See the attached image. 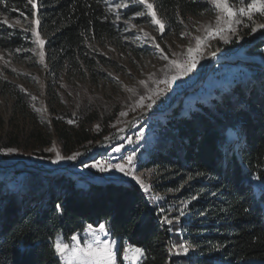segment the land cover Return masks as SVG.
Listing matches in <instances>:
<instances>
[{"label": "trees", "instance_id": "16d2710c", "mask_svg": "<svg viewBox=\"0 0 264 264\" xmlns=\"http://www.w3.org/2000/svg\"><path fill=\"white\" fill-rule=\"evenodd\" d=\"M34 2L35 9L28 0H0V49L12 54L30 49L24 35L2 19L21 13L33 18L35 13L53 72L93 79L99 68L110 65L95 51V46L117 45L121 39L105 0ZM155 7L173 30L210 8L204 0H155ZM263 45L246 53L255 54ZM234 64L251 75L227 92L197 102L187 115H181L180 106L173 108L158 126L159 139L147 166L170 179L161 190L187 183L180 193L188 200L184 224L166 226L160 208L134 186L28 171L34 178L23 190L4 192L0 182V264H61L56 242L70 244L73 236L101 224L118 244L119 264L129 246L143 250L139 264H264V69L249 62ZM13 99L16 106L27 103L19 93ZM95 122L99 129L89 130ZM86 126L59 130L65 156L114 135L99 118L88 119ZM5 148L16 144L7 139ZM5 160L0 155V162ZM182 243L192 247L191 257L172 254Z\"/></svg>", "mask_w": 264, "mask_h": 264}, {"label": "rangeland", "instance_id": "374dc122", "mask_svg": "<svg viewBox=\"0 0 264 264\" xmlns=\"http://www.w3.org/2000/svg\"><path fill=\"white\" fill-rule=\"evenodd\" d=\"M120 2L121 0H105L108 10L115 18L114 23L120 30L121 39L117 45L95 46V51L107 59L110 65L99 68L93 79L89 77L81 79L66 71L55 73L51 70L45 48V33L38 27L37 30L45 41L41 48L35 43V36L31 31V28L36 27L31 23L33 19H38L36 15L31 18L21 13L14 19L7 17L2 19L3 23L5 20L8 21L4 23L7 27L21 32L30 42L31 47L15 54L0 49V149H3L7 139L16 144L15 152L9 154L0 152V155L7 158L3 162L22 159L41 168L59 167L73 161L64 159L53 163L56 152L67 157L58 140L59 130L65 133L82 127L87 128L88 119L99 118L107 129L114 131L113 136L104 139L108 140L123 132L133 120L127 133L119 136L115 142L94 148L98 142L85 148L87 152L69 168L68 172L64 173L87 179L126 180L135 184L141 192L145 191L131 175H124L114 168L101 172L92 165L125 164L126 167H131L133 174L149 186V190L145 192L148 193L152 204L160 208L159 212L163 216L165 225L171 229L184 224L187 218L188 200L180 198V193L187 183H183L177 190L172 188L161 190L160 187L170 179L165 180L164 172L157 167L147 166L159 139L158 126L164 116L172 113L173 108L180 106L181 115H187L197 102H206L217 92H227L232 84L251 75L248 69L234 62H249L243 61L244 57L257 58L263 62V65L254 64L264 69V45L255 54L246 53L252 46L264 42V29L252 32L251 23L245 17L242 18L243 23L236 26L235 34L226 33L228 43L218 36L206 37L199 54L194 53L195 68L187 75H181L174 82L165 84V80H171L172 76L176 75L171 60L182 62L187 59L188 48L195 47L193 37L204 36L203 31L197 32L196 29L206 24L215 26V13L209 10L200 16L190 17L188 22L183 23L182 29L173 30L167 27L164 18L156 10L158 17L165 24L166 30L161 34L150 24V18L146 15L133 17L135 11L144 10L142 6L132 4L129 8L117 11L113 6ZM150 2L155 5V0ZM229 2L236 8L242 6L239 0H229ZM117 16L120 17L119 20ZM254 19L257 23H264V18L254 16ZM17 20L20 21L19 24L16 23ZM133 24L136 27H133ZM144 32H148L149 35L145 36ZM182 32L190 35L182 36ZM156 44H159L160 48H157ZM240 45L241 60L217 59L198 80L199 72L213 51L223 54L236 50ZM41 52L43 57L40 55ZM162 56H167L168 59H163ZM141 81L145 83L141 84ZM16 93L26 98L25 106L15 105L13 94ZM141 96L144 97L143 101H140ZM121 112L126 115L121 116ZM90 129L96 131L99 126L95 122L89 127ZM131 133L138 134V141L128 152L127 143ZM231 138H235L234 133L231 134ZM53 147L55 151H48ZM116 148H120V151H115ZM84 150H81L79 155ZM129 155L133 156L131 165H127ZM28 171L30 170L22 167L1 171L2 191L12 193L23 190L34 178ZM148 203L151 205L149 201ZM162 205L164 208L160 207ZM166 218L172 220V223H167ZM107 234L109 233L105 229L103 232L100 231V226L89 227L82 234L76 235L77 241L72 240L69 245L79 242V245L84 247L86 244L95 245L97 240L115 241ZM185 248L187 252L184 251ZM127 249L128 247L121 254V264H130L129 260L124 259ZM113 251L117 257L116 241ZM193 252L190 245L182 243L172 251V254L189 258ZM57 255L61 264H66L58 253ZM141 259L142 256L135 264H139ZM73 264L78 262L73 261ZM116 264H119L117 259Z\"/></svg>", "mask_w": 264, "mask_h": 264}, {"label": "snow or ice", "instance_id": "6c2138e0", "mask_svg": "<svg viewBox=\"0 0 264 264\" xmlns=\"http://www.w3.org/2000/svg\"><path fill=\"white\" fill-rule=\"evenodd\" d=\"M28 3L31 4L32 8L35 9L37 7L34 0H28ZM239 3L242 5L239 8H236L229 2V0H206V5L210 6L208 10L215 13V26L212 24L201 25L196 29L197 32L203 31L204 36L196 35L193 37L195 40V47L188 48V56L184 61H178L176 59L171 60V65L176 69V75L172 76L171 80H165L164 83L168 84L174 82L179 79L181 75H187L192 69L196 66L195 54H199L200 49L203 47L205 43V38L209 36H218L224 40L225 43H228V39L226 33L237 32V25L243 23L242 18H247V20L251 23V31L256 32L258 29H264V23H257L254 16H258L260 18H264V0H239ZM132 4L140 5L144 10L135 11L133 13V17H143L147 16L150 18V24L156 27V29L163 34L165 32V24L158 17L155 5L150 2V0H121L120 3H116L113 7L118 11L122 8H129ZM35 16V13H33ZM119 20L120 17L117 16ZM8 21L5 20L4 23ZM127 22V21H126ZM17 24L20 23L19 20L16 21ZM36 27L31 28L33 35L35 36V43L43 48L45 41L41 38L40 32L37 30L40 24L39 19H33L31 22ZM183 23V21H181ZM136 27L135 24L132 25ZM248 26V25H245ZM26 31L28 29H25ZM143 31V29H140ZM145 36H148V32H144ZM182 36L190 35V33H181ZM157 48H160L159 44H156ZM163 52V49H161ZM41 57H43V52L40 53ZM163 59H168L167 56H162ZM144 84V81L140 82ZM131 91V89H130ZM151 98V97H149ZM144 97H140V101H143ZM39 111V110H37ZM121 116L126 115V113L121 112ZM72 123V121H69ZM115 151H120V148L114 149ZM16 149L14 148H5L0 149V152L5 154L13 153ZM48 151L53 152L55 148H49ZM79 155V153H75L71 156L64 157L59 152H56V159L53 163H58L64 159L74 160ZM133 161V156L129 155L127 157V165H131ZM92 167L98 168L99 171L103 172L106 169L114 168L115 170L123 173L124 175H131L132 178L139 184L146 192L149 190V186L145 185V183L136 177L133 174L131 167H126L125 164H115V165H103V164H93ZM166 222L171 224L172 220H168L166 218ZM105 226L103 224L100 225V231L103 232ZM73 241H77V237H72ZM115 241H100L97 240L96 244H86L84 247L79 245V242L70 246L69 244H63L59 240L55 244L56 252L61 256L62 259L66 261V264H73V261L78 262V264H116V253L113 251V246ZM187 252V249H184ZM131 254V255H130ZM143 255V250L139 248H129L125 251L124 259L129 260L130 264H135L138 261L139 257Z\"/></svg>", "mask_w": 264, "mask_h": 264}, {"label": "water", "instance_id": "95a60500", "mask_svg": "<svg viewBox=\"0 0 264 264\" xmlns=\"http://www.w3.org/2000/svg\"><path fill=\"white\" fill-rule=\"evenodd\" d=\"M241 49H242V46L240 45L236 50H234L232 52H226V53H223V54H219L218 53V55L216 57H209L207 59L208 60V62H207L208 64L205 63V65L203 66L202 71H200L199 74H198V80H200L206 74L208 68L210 67L209 63L212 62V61H215L217 59H231V58L241 60L242 58L239 56V52L241 51ZM242 60L243 61H249V62H252V63H259V64L263 65V62L261 60L257 59V58L244 57ZM132 123H133V120L130 121V123L124 129L123 132H120L119 134H117L116 136H114L111 139H108V140H104V141L99 142L94 148H98L102 144H111V143L115 142L119 136L124 135V134L127 133V131L129 130V128L131 127V124ZM86 152H87V150H84L82 152V154H80L79 156L76 157L75 160H73V161H71V162H69V163H67L65 165H62V166H59V167H55V168H50V169L41 168V167H38L36 165H33V164H31V163H29V162H27L25 160L16 159L14 161L0 162V171H7V170H11V169H14V168H17V167H22V168H24L26 170L34 171V172H37V173H40V174H43V175H46V176L55 175V174H58V173L68 172L69 168L73 164H75L76 161L78 159H80ZM101 179L104 180V181H110V182H117V183L128 184V185L134 186L135 188L139 189L137 186H135L130 181L121 180V179H107V178H101ZM146 203L148 205L149 211L151 213H153V208L148 203V200L147 199H146Z\"/></svg>", "mask_w": 264, "mask_h": 264}, {"label": "bare ground", "instance_id": "6f19581e", "mask_svg": "<svg viewBox=\"0 0 264 264\" xmlns=\"http://www.w3.org/2000/svg\"><path fill=\"white\" fill-rule=\"evenodd\" d=\"M212 55H210L209 57H216L217 55H218V53H215L214 51L211 53ZM208 57V58H209ZM216 59V58H215ZM208 62V60L206 61V64H208L207 63ZM211 63H213V61L212 62H210L209 63V65L211 64ZM203 69V68H202ZM202 71V70H201ZM138 141V134H136V133H131L130 134V136H129V141H128V147H129V150H128V152H130V148L132 147V146H134L135 144H136V142ZM145 201H146V199H145ZM107 236L108 237H110V235L109 234H107Z\"/></svg>", "mask_w": 264, "mask_h": 264}, {"label": "crops", "instance_id": "0c3cea01", "mask_svg": "<svg viewBox=\"0 0 264 264\" xmlns=\"http://www.w3.org/2000/svg\"><path fill=\"white\" fill-rule=\"evenodd\" d=\"M87 228H89V227H87ZM87 228H86V229H87ZM86 229H85V230H86Z\"/></svg>", "mask_w": 264, "mask_h": 264}]
</instances>
